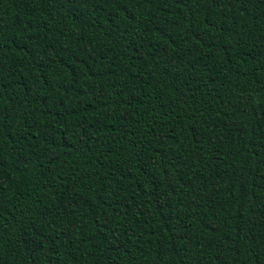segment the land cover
<instances>
[{"label": "trees", "instance_id": "trees-1", "mask_svg": "<svg viewBox=\"0 0 264 264\" xmlns=\"http://www.w3.org/2000/svg\"><path fill=\"white\" fill-rule=\"evenodd\" d=\"M0 264H264V0H0Z\"/></svg>", "mask_w": 264, "mask_h": 264}]
</instances>
